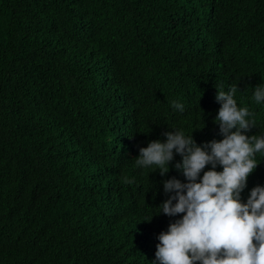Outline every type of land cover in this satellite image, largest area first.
<instances>
[{
  "label": "trees",
  "instance_id": "trees-1",
  "mask_svg": "<svg viewBox=\"0 0 264 264\" xmlns=\"http://www.w3.org/2000/svg\"><path fill=\"white\" fill-rule=\"evenodd\" d=\"M233 84L264 119V0H0V264H154L181 218L159 212L163 183L187 181L179 155L161 176L139 148L222 140Z\"/></svg>",
  "mask_w": 264,
  "mask_h": 264
},
{
  "label": "clouds",
  "instance_id": "clouds-1",
  "mask_svg": "<svg viewBox=\"0 0 264 264\" xmlns=\"http://www.w3.org/2000/svg\"><path fill=\"white\" fill-rule=\"evenodd\" d=\"M238 90L237 84L227 91L217 89L216 121L222 140L198 146L192 135L176 130L164 133V142L151 141L139 148L135 165L155 166L161 176L179 155L182 159L174 167L187 181L173 177L163 183L168 198L159 212L181 218L158 235L154 264H264V187L252 188L246 202L241 197L258 167L256 154L264 158V119L250 100L238 107L234 99ZM251 100L264 103V85L254 89ZM171 106L185 110L178 101ZM218 166L222 171L216 170ZM123 183L133 181L124 177Z\"/></svg>",
  "mask_w": 264,
  "mask_h": 264
}]
</instances>
